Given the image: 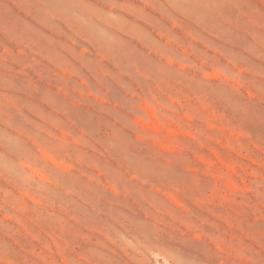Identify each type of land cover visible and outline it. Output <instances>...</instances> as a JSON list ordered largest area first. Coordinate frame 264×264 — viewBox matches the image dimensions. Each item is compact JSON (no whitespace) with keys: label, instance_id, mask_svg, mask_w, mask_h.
<instances>
[{"label":"rangeland","instance_id":"obj_1","mask_svg":"<svg viewBox=\"0 0 264 264\" xmlns=\"http://www.w3.org/2000/svg\"><path fill=\"white\" fill-rule=\"evenodd\" d=\"M157 263L264 264V0H0V264Z\"/></svg>","mask_w":264,"mask_h":264},{"label":"bare ground","instance_id":"obj_2","mask_svg":"<svg viewBox=\"0 0 264 264\" xmlns=\"http://www.w3.org/2000/svg\"><path fill=\"white\" fill-rule=\"evenodd\" d=\"M43 179V178H42ZM157 264H160V263H157Z\"/></svg>","mask_w":264,"mask_h":264}]
</instances>
